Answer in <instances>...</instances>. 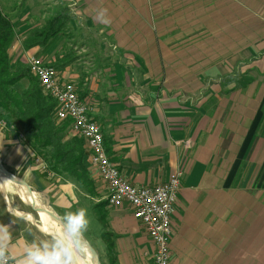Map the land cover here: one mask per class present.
<instances>
[{
    "label": "crops",
    "instance_id": "crops-1",
    "mask_svg": "<svg viewBox=\"0 0 264 264\" xmlns=\"http://www.w3.org/2000/svg\"><path fill=\"white\" fill-rule=\"evenodd\" d=\"M171 2L26 0L11 19L16 36L9 53L24 64L33 55L50 63L69 62L61 69L63 79L82 89L102 127L111 162L134 185L165 184L182 169L171 264H264V40L257 48L233 50L210 67L189 72L188 62L173 58L174 32L157 30L160 16L173 20L165 6ZM102 9H107L110 24L98 15ZM62 14L68 24L48 51L25 49L30 32ZM201 15L188 10L185 16L198 20ZM78 36L82 45L66 49ZM97 43L99 49L91 46ZM94 51L102 56L99 64ZM163 52L166 63L156 73L151 68L156 54ZM96 66L105 70L95 71ZM11 128L0 125L6 170L29 185L43 205L48 201V209L60 219L78 206L91 205L102 226L96 252L106 264H154L155 246L145 227L129 205H107V188L87 150L84 163L95 195L66 174L52 170L55 177L48 178L35 164L36 157L47 159L31 135ZM10 184L0 180V223L16 221L11 250L20 255L27 241L49 234L40 229L42 219L32 204Z\"/></svg>",
    "mask_w": 264,
    "mask_h": 264
},
{
    "label": "built area",
    "instance_id": "built-area-1",
    "mask_svg": "<svg viewBox=\"0 0 264 264\" xmlns=\"http://www.w3.org/2000/svg\"><path fill=\"white\" fill-rule=\"evenodd\" d=\"M27 63L30 73L39 81L44 94L57 102L58 123L69 122L71 136L84 140L85 149L90 154V164L107 186V205H129L133 209L134 218L143 224L155 246L154 264H171L173 216L180 203L184 178L182 169L165 184L153 187L134 185L111 162L102 127L92 117L90 105L78 95L77 87L65 81L54 67L34 55L28 58ZM4 124V120H0V125ZM35 164L48 178L55 177L44 159L35 158Z\"/></svg>",
    "mask_w": 264,
    "mask_h": 264
},
{
    "label": "rangeland",
    "instance_id": "rangeland-1",
    "mask_svg": "<svg viewBox=\"0 0 264 264\" xmlns=\"http://www.w3.org/2000/svg\"><path fill=\"white\" fill-rule=\"evenodd\" d=\"M25 1L26 0H0V7L5 15H7L10 19H13V15H15L14 13H19L24 8ZM194 1L195 3L186 6L178 0H172L171 3H168L165 6H168V9H170V16L173 20H164V18L160 16L162 19L161 21H158L157 26V30H163V34H165L168 30H172L174 32L173 40L174 49L176 51L173 53V58L176 60H182L183 62H188L190 66L189 72L201 70L197 69L196 66H204L205 68L210 67L212 64L228 56L233 50H237L239 52L240 50H244L248 45H253L254 48H257V45L259 46L260 42L264 40V0H248V3H246V0H236V3H233V0H206L205 4H201L203 2L202 0ZM187 8L189 12H193L194 14L196 12L199 14L201 13V17H199L198 20H188L186 17L188 16ZM53 15L54 13L51 14V16ZM81 33L82 32L79 34ZM164 39L168 40L169 38L167 36ZM79 41L80 36L77 37L76 43H70V41L67 42L66 49L80 47L79 45L82 44L78 45ZM76 44L78 46H76ZM91 46L95 49L100 48L98 43L96 45L91 44ZM79 50L82 51L84 48L81 47ZM40 54H44V52L41 50ZM103 54L104 53L102 52V55ZM93 55L94 60H96V63L99 64L102 59L100 51L93 53ZM166 55L167 54L164 52L160 54L158 53V55L156 54V61L153 63L155 68L152 67V71L157 73L158 70L165 65ZM39 56L36 55V57L40 59L43 58V56ZM68 56H70V54H68ZM68 56L65 59H68ZM72 56H75V53H72ZM42 60L44 61V59ZM49 60L51 63L49 61L44 62L53 67L52 63H54V60ZM144 61L145 59L143 58V62ZM20 63L24 64L22 61ZM24 65L28 68V63ZM68 65L69 62H67L66 66ZM96 67L95 71L99 70L102 72L105 70V68L99 69L98 66ZM205 68L204 71L208 74L210 71ZM61 69L63 70V68ZM61 69H56L60 75ZM88 71H92L91 68H89ZM206 78L208 80L210 77L206 76ZM73 84L77 87L79 95V86L75 83ZM28 86V80H24L17 85L16 90L18 93H21ZM90 113L93 117V110H90ZM2 126L8 127L9 125L5 122ZM0 162H3L1 155ZM15 177L18 179L17 176ZM11 183L12 184L10 185L13 188H18V186L13 182ZM93 202L95 203V200H93ZM45 205L49 206L48 201L44 200L43 206ZM82 207L88 209L92 220L90 230L87 233V239L90 246H92V248L99 253L101 239H98V236L102 234V226L95 216L91 205L86 203ZM78 208L80 207L78 206L70 211H75ZM100 258V263L106 264L101 255Z\"/></svg>",
    "mask_w": 264,
    "mask_h": 264
},
{
    "label": "trees",
    "instance_id": "trees-1",
    "mask_svg": "<svg viewBox=\"0 0 264 264\" xmlns=\"http://www.w3.org/2000/svg\"><path fill=\"white\" fill-rule=\"evenodd\" d=\"M67 24L65 14L54 17L44 27L30 32L24 41L25 49L40 47L43 52L48 51ZM15 36L14 24L0 7V120L7 121L18 132L30 134L51 170L68 175L83 190L95 195L94 182L84 163V140L68 137L70 123H58L57 102L44 94L39 81L23 63L13 61L9 51ZM66 65L60 60L52 63L56 69ZM24 80H28L29 86L18 93L16 87ZM79 96L85 99L81 88Z\"/></svg>",
    "mask_w": 264,
    "mask_h": 264
},
{
    "label": "clouds",
    "instance_id": "clouds-1",
    "mask_svg": "<svg viewBox=\"0 0 264 264\" xmlns=\"http://www.w3.org/2000/svg\"><path fill=\"white\" fill-rule=\"evenodd\" d=\"M98 15L104 23H111L107 9L100 10ZM15 223L13 219L10 224L0 223V264H92L87 239L92 220L88 209L66 212L47 239L27 241L20 255L11 250Z\"/></svg>",
    "mask_w": 264,
    "mask_h": 264
},
{
    "label": "bare ground",
    "instance_id": "bare-ground-1",
    "mask_svg": "<svg viewBox=\"0 0 264 264\" xmlns=\"http://www.w3.org/2000/svg\"><path fill=\"white\" fill-rule=\"evenodd\" d=\"M0 180L1 182L9 181L10 180L6 179L3 174L0 171ZM16 185V184H15ZM18 186V185H17ZM19 194L21 198L29 203L33 204L36 208L40 209V212L38 214L40 215L39 218L42 219V224L40 225V229L44 231L47 234H50L53 230L57 229L59 227V222L54 220L50 214L52 212L48 207L41 203V201L38 199L36 194H30L27 190L26 187L24 186H18ZM53 213V212H52ZM30 219H32L31 216H29ZM92 255V254H91ZM92 264H99L97 259L92 256Z\"/></svg>",
    "mask_w": 264,
    "mask_h": 264
},
{
    "label": "water",
    "instance_id": "water-1",
    "mask_svg": "<svg viewBox=\"0 0 264 264\" xmlns=\"http://www.w3.org/2000/svg\"><path fill=\"white\" fill-rule=\"evenodd\" d=\"M0 171L6 179L10 180L11 182H13L14 184H16L18 186L26 187L30 194H32V195L34 194L29 185H27L24 181L17 179L13 174H11L8 170H6L1 162H0ZM32 207L35 209V211L37 213L40 212V209L36 208L33 204H32ZM50 214H51L52 218L54 220H56L57 222L61 221L60 217H58L54 213L50 212ZM90 248H91L92 256L97 259L99 264H101L99 261L98 255H97L96 251L94 250V248H92V246H90Z\"/></svg>",
    "mask_w": 264,
    "mask_h": 264
}]
</instances>
